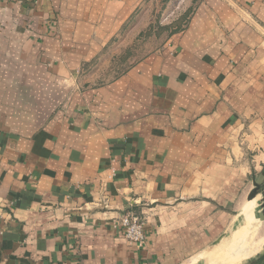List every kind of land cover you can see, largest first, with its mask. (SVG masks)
Returning <instances> with one entry per match:
<instances>
[{"label":"crops","instance_id":"0c3cea01","mask_svg":"<svg viewBox=\"0 0 264 264\" xmlns=\"http://www.w3.org/2000/svg\"><path fill=\"white\" fill-rule=\"evenodd\" d=\"M146 1L0 0V264H183L190 221L230 219L216 203L264 173L263 0H193L159 48L88 80Z\"/></svg>","mask_w":264,"mask_h":264},{"label":"rangeland","instance_id":"374dc122","mask_svg":"<svg viewBox=\"0 0 264 264\" xmlns=\"http://www.w3.org/2000/svg\"><path fill=\"white\" fill-rule=\"evenodd\" d=\"M193 2V0H147L141 11L142 29H126L117 36L90 67L86 78L92 82H105L113 79L131 64L159 48L169 33L185 24ZM261 125L264 134V122ZM244 140L245 138L241 137L238 141L243 152V159L236 162L238 165L251 162L252 154L254 155L257 151V149L249 148V144ZM250 187H252L251 183L249 187L245 186L243 191H239L238 199L234 202L216 203L217 208L232 213L230 219L225 218L224 214L214 216L213 209L209 210L207 205L204 218L190 221V229H199L200 232H191L182 234V236L190 241L201 242V244L198 249L188 251L189 257L185 261L183 260V264H190L201 253L212 248L211 246L218 240L233 234L242 238L243 249L241 251H244L242 255L246 253V250H253L252 254L238 264H252L260 257L264 252V173L258 182L252 188ZM248 189H251L249 193ZM253 190H257L259 193L249 199ZM144 216L142 215L147 224V218ZM168 219L163 221L161 231L166 232L163 236L176 238L177 234H180L179 229L173 227L172 221ZM251 221L255 222L252 230L250 229L252 226L249 225ZM249 230H251L250 233Z\"/></svg>","mask_w":264,"mask_h":264},{"label":"bare ground","instance_id":"6f19581e","mask_svg":"<svg viewBox=\"0 0 264 264\" xmlns=\"http://www.w3.org/2000/svg\"><path fill=\"white\" fill-rule=\"evenodd\" d=\"M254 221H251L249 225L250 229H253ZM249 230V233L251 232ZM232 234V233H231ZM241 237L233 235H227L222 239L218 240L212 248L203 252L196 259L191 261V264H238L245 257L252 254L253 250H246L244 255L241 251Z\"/></svg>","mask_w":264,"mask_h":264},{"label":"built area","instance_id":"2783aa9c","mask_svg":"<svg viewBox=\"0 0 264 264\" xmlns=\"http://www.w3.org/2000/svg\"><path fill=\"white\" fill-rule=\"evenodd\" d=\"M115 175L116 171L113 170L112 176ZM120 225L123 228L124 237L128 243L134 245L140 250L146 248L148 237L146 232V222L142 215H137L132 212L127 213L121 217Z\"/></svg>","mask_w":264,"mask_h":264},{"label":"water","instance_id":"95a60500","mask_svg":"<svg viewBox=\"0 0 264 264\" xmlns=\"http://www.w3.org/2000/svg\"><path fill=\"white\" fill-rule=\"evenodd\" d=\"M259 192L257 190H253L250 195H249V199L254 198ZM264 195V193H263ZM252 264H264V252L260 255V257L258 259H256V261H254Z\"/></svg>","mask_w":264,"mask_h":264}]
</instances>
